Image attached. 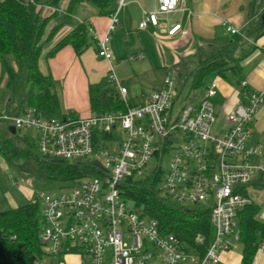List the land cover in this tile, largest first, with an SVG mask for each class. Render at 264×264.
Instances as JSON below:
<instances>
[{"label":"built area","instance_id":"obj_1","mask_svg":"<svg viewBox=\"0 0 264 264\" xmlns=\"http://www.w3.org/2000/svg\"><path fill=\"white\" fill-rule=\"evenodd\" d=\"M184 2L159 0L155 11L144 13L139 28L159 27L161 17L178 12ZM124 5L125 0L117 1L104 37H96L92 28L90 31L99 57L111 64L109 82L128 105V90L115 74L108 46ZM223 26L232 34L239 33L227 22ZM179 33L187 35L179 23L167 30L170 37ZM178 88L174 79L166 77L163 87L151 93L144 104L128 106L126 112L88 117L70 112L56 119L30 108L4 117L16 131L36 132L42 156L92 167L72 184L70 192L39 197L43 217L39 240L48 264L55 259L57 264H219L222 253L240 244L238 215L253 202L242 190L255 174L249 158L260 151L250 148L249 142L264 94L243 81L241 101L220 122L216 82L206 87L197 101L184 100L180 108ZM170 152V166L164 172L161 161ZM153 158L157 166L148 171ZM158 170L163 172V195L171 201L210 207L214 239L203 254L199 248L188 249L177 235L164 231L155 218L126 199L124 188L130 181ZM258 218L264 221V212ZM204 240L198 236L195 244L202 246ZM263 251L264 243L254 264H264Z\"/></svg>","mask_w":264,"mask_h":264},{"label":"trees","instance_id":"obj_2","mask_svg":"<svg viewBox=\"0 0 264 264\" xmlns=\"http://www.w3.org/2000/svg\"><path fill=\"white\" fill-rule=\"evenodd\" d=\"M63 1L0 0V87L4 83L0 93L3 96V100H0V155L7 161L12 160L13 154L26 159L35 158L48 169L51 178L74 183L91 172L92 167L42 156L36 139L21 138L19 134L23 131L12 134V123L3 118L6 114L18 115L30 108L45 118H64L56 92L57 83L50 72H42L40 62L54 57L67 46L72 47L77 56H81L93 44L98 51L97 42L87 22H76L73 17L79 6L85 4L96 15L110 17L117 10L118 0H69L60 17L58 13L43 15L46 8L60 9ZM53 19L56 21L48 30ZM64 28L69 31L59 37V32ZM261 28L258 36L263 34L264 25ZM253 32L252 27L246 31L248 34ZM241 61L240 58H232L226 48H214L208 52L199 48L198 64L191 73L190 89L184 100L197 101L206 88L204 81L213 74L226 76L228 70L238 73ZM183 91L184 87L178 88L180 100ZM4 96L15 103L6 107ZM89 102L92 113L102 114L126 112L128 106H140L146 100L141 103L128 100L127 105L117 87L107 77L89 86ZM17 140L25 147L16 150ZM162 179L163 172L158 170L130 181L124 188L126 199L135 206H141L144 213L155 218L164 231L177 235L187 244L188 249L199 248L203 254L214 239L210 207H189L174 203L163 195ZM252 184L253 181L243 188L242 193L247 195V188ZM254 184L264 188V178H259ZM260 212L254 202L239 212L240 244L243 246L241 264H254L264 243V221L258 218ZM42 224V207L38 201L1 212L0 264H36L45 259L39 240ZM198 236L205 239L202 246L195 244Z\"/></svg>","mask_w":264,"mask_h":264},{"label":"crops","instance_id":"obj_3","mask_svg":"<svg viewBox=\"0 0 264 264\" xmlns=\"http://www.w3.org/2000/svg\"><path fill=\"white\" fill-rule=\"evenodd\" d=\"M158 5L159 0H125V5L118 12V25L111 34L110 42L114 39L128 42L134 40V33H140L146 36L144 40L151 38L164 42L167 51L171 52L166 58H160L159 64L152 57L150 63L145 62L148 56L145 47L131 50L136 56L124 51L122 60L138 62V65L126 69V78L120 81L128 90V100L140 103L147 100L151 93L163 87L166 77L174 79L176 87H190L191 73L198 64L199 48L207 52L214 48H226L232 58L242 59L238 73L231 70L226 72V76L215 73L206 85L208 87L216 82L219 87L215 104L220 122L225 121L226 115L241 101L243 81L250 89L264 94V32L258 36V30L261 31L264 25V0H185L178 12L161 17L159 27L140 29L144 13L155 11ZM80 11L82 19L87 22L89 29H93L96 37L102 38L107 34L109 16H98L90 7H82ZM224 22L239 33L228 32L223 26ZM175 23L182 25L187 32L186 36L180 33L168 36L167 30ZM249 27H252L253 33H246ZM136 37L140 38L138 34ZM109 48L115 60H120L122 53L116 55L112 46ZM115 60H112L113 66ZM40 67L42 72L43 69L46 73L50 72L57 83L56 92L62 112H74L88 117L93 114L89 102V86L107 78L111 64L99 57L96 45L93 44L81 56H77L74 49L67 46L54 57L42 59ZM10 103L15 102L8 98L5 106ZM249 147L260 148L258 153L249 158L255 168L250 187L263 188L254 182L264 178V103L256 115Z\"/></svg>","mask_w":264,"mask_h":264},{"label":"rangeland","instance_id":"obj_4","mask_svg":"<svg viewBox=\"0 0 264 264\" xmlns=\"http://www.w3.org/2000/svg\"><path fill=\"white\" fill-rule=\"evenodd\" d=\"M69 0H64L61 8L56 9H49L46 8L43 11V15H50L53 13H58L61 15L63 13V10H65V7ZM84 7H90L89 5H83L79 6L76 15L73 17L76 22L82 21V14L80 9ZM91 8V7H90ZM81 16V17H80ZM56 20L50 21L48 25V30L50 29L51 25L54 24ZM118 25V24H117ZM69 31L68 28H64L59 32V37L62 36L64 33ZM139 35L140 38L137 39L136 35ZM135 38L132 41L123 42L122 39L119 41L113 40L108 44V46H112L113 51L116 53V55H121L120 60H115L113 53V59L115 60L114 63V69L115 74L119 81L124 80L126 78V69L130 68L131 66L134 67L135 65H138L137 60L129 61V60H122L124 51L128 53V55L132 54L134 55V52L131 50L136 51L137 49L141 50L143 47L147 50V58L146 63H150L151 57L153 58L154 62H159L161 64L160 58H166L168 54H170L167 51V48L164 46V42H161L159 40L155 39H146L144 40L142 34L140 33H134ZM91 39V38H90ZM136 56V55H134ZM146 56V55H145ZM152 60V59H151ZM144 62V61H143ZM140 65V64H139ZM1 68V63H0ZM46 73V70L43 69ZM110 73V72H109ZM210 78H206L204 83L207 85L210 81ZM4 89V83L1 84L0 87V93H2V90ZM190 87H184L182 100H179L177 103V107H181V104L183 103V100L188 94ZM3 95V94H2ZM3 96L0 94V100ZM7 96H4V104L7 103ZM3 100V99H2ZM140 103V102H139ZM137 103V105L139 104ZM7 117L8 114L4 115V117ZM19 136L21 138H30V139H36V132L34 130H25L23 132H20ZM25 147L23 143L20 141L15 142V149L19 150ZM172 159V152L165 154L163 157V161H161L162 169L164 172L168 171L170 162ZM157 166V159L153 158L148 165V171L153 170L154 167ZM140 179L139 177H136L135 180ZM73 182L72 181H60L55 180L49 176L48 169L40 165L37 159L31 158L26 159L25 157H21L19 154H13L12 160L7 161L5 157L0 155V213L4 212L6 210H9L11 208H16L18 206L26 205L30 202H36L38 201L40 205H42V199H40V195H50V196H59L63 193L70 192ZM248 194L249 197L255 201V203L259 206L260 210L264 212V188H253L248 187ZM136 209L138 211H141V206H136ZM242 252H243V246L242 244L237 245L235 249H233L230 252L222 253L220 255V263L219 264H241L242 259ZM264 253V251H263ZM44 264H48V259H43ZM57 259L53 261V264H57ZM72 262V261H71ZM74 263H76L75 260H73Z\"/></svg>","mask_w":264,"mask_h":264},{"label":"water","instance_id":"obj_5","mask_svg":"<svg viewBox=\"0 0 264 264\" xmlns=\"http://www.w3.org/2000/svg\"><path fill=\"white\" fill-rule=\"evenodd\" d=\"M263 24H264V17H263ZM10 132H11L12 134H15V133H16V129H15L14 127H11V128H10ZM95 165L98 166V167L101 166L99 162H95Z\"/></svg>","mask_w":264,"mask_h":264}]
</instances>
